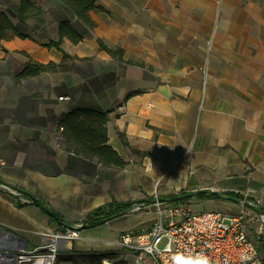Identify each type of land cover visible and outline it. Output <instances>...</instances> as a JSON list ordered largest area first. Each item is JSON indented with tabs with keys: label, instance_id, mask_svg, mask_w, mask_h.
Masks as SVG:
<instances>
[{
	"label": "crops",
	"instance_id": "crops-1",
	"mask_svg": "<svg viewBox=\"0 0 264 264\" xmlns=\"http://www.w3.org/2000/svg\"><path fill=\"white\" fill-rule=\"evenodd\" d=\"M95 3L104 11L89 12L92 28L56 0L40 22L20 27L29 37L0 39V185L33 199L22 204L0 187V227L32 249L64 231L54 211L82 226L74 252L116 251L134 264L135 252L118 239L156 221L152 200L138 202L146 196L204 188L264 212V0ZM58 18L82 35L77 43L62 39L70 55L63 61L46 47L58 39ZM28 61L56 67L20 76ZM75 107L109 111L107 145L124 166L67 147L58 121ZM112 200L133 203L90 225L86 216ZM201 200L209 210L238 205ZM143 264L155 263L145 256Z\"/></svg>",
	"mask_w": 264,
	"mask_h": 264
},
{
	"label": "built area",
	"instance_id": "built-area-1",
	"mask_svg": "<svg viewBox=\"0 0 264 264\" xmlns=\"http://www.w3.org/2000/svg\"><path fill=\"white\" fill-rule=\"evenodd\" d=\"M0 187L22 204L33 203L31 196L15 188ZM242 200L245 204L237 203L239 211L227 216L216 210L193 213L188 200L156 197V221L141 232L120 234L118 246L135 252L134 264H143L145 256L155 264H264V212L258 203ZM57 221L64 231L44 237V243L32 249L0 237V264H6L10 255H15L19 264L29 260L33 264L40 256L55 257L58 248L64 251L60 253L71 251L81 224H72L75 228L69 229L62 220ZM50 239H64L70 244L63 248L50 243ZM104 264L111 263L105 260Z\"/></svg>",
	"mask_w": 264,
	"mask_h": 264
},
{
	"label": "trees",
	"instance_id": "trees-1",
	"mask_svg": "<svg viewBox=\"0 0 264 264\" xmlns=\"http://www.w3.org/2000/svg\"><path fill=\"white\" fill-rule=\"evenodd\" d=\"M43 3L35 2L32 0H17L14 9L11 13H14L15 17H12L7 10H0V39H10L14 36L19 38L29 37L23 33L20 29L22 26H29L31 22H40L48 11L45 5H50L56 0H42ZM64 6L67 11L71 10L74 17L82 21L90 28L95 24L89 16L90 11L102 12L103 8L97 6L95 0H58ZM63 13L66 11L63 9ZM62 13V14H63ZM64 15V14H63ZM57 23V40H49L46 47H55L62 52V61L70 58V55L66 53L60 46L62 39L67 38L72 43H77L82 40V35L74 29L70 21L64 18H58ZM100 48L106 50L111 55H116L118 52L105 45L102 40L97 39ZM120 55V54H118ZM56 65L53 62L38 63V62H26L24 68L20 72V76H32L43 71H49L55 69ZM109 111H100L89 108L75 107L69 109L63 113L58 121V127L62 130V136L68 148L76 154H80L85 157H95L98 162L105 166L122 167L126 164L122 156H120L116 150L107 145L106 134V122L108 120ZM180 197V198H178ZM182 194L170 195L165 197L167 200L181 199ZM192 197H198L201 199L215 198L211 193H199L190 197H184L183 199H191ZM145 199L138 202H144ZM133 202H116L112 200L110 203L98 206L90 214L87 219L90 225H96L106 220L112 215H117L123 211H126ZM54 219H56L54 217ZM68 264H104V261H108L111 264H126L123 259H118V253L116 251H86V252H74L73 248L69 252L67 257H64Z\"/></svg>",
	"mask_w": 264,
	"mask_h": 264
},
{
	"label": "rangeland",
	"instance_id": "rangeland-1",
	"mask_svg": "<svg viewBox=\"0 0 264 264\" xmlns=\"http://www.w3.org/2000/svg\"><path fill=\"white\" fill-rule=\"evenodd\" d=\"M16 1L17 0H0V10H2V9H4V10H7L8 11V13L11 15V11L14 9V7H15V3H16ZM33 1H38V2H40V3H42L43 1L42 0H33ZM45 8H46V6H45ZM21 31L23 32V33H26V32H28L29 33V31H28V29H26V30H22L21 29ZM179 194V193H178ZM178 194H167V195H159V194H155V195H153V196H146V198H144V199H148V200H152L151 202H152V205H153V207L152 208H154V211H155V207H154V203L156 202V197L157 198H162V199H165V197H167V196H170V195H172V196H174V195H178ZM182 194V196H183V193H181ZM185 197V196H184ZM184 197H182L181 198V200L182 201H187L188 199H183ZM178 198H180V197H178ZM178 198H176V199H178ZM187 198V197H186ZM239 198H242V197H239ZM175 199V200H176ZM192 200H191V206H192V212L193 213H199V212H204V211H210L209 210V208L207 207V204H206V202L205 201H203V200H201V198H198V197H192L191 198ZM242 199H244V198H242ZM148 200H146V201H148ZM149 202V201H148ZM147 203V202H146ZM218 207L219 208H217V210L216 211H220V212H223V213H225L227 216L228 215H231V214H235V213H237L238 212V206L239 205H234V204H230L229 203V208H225V207H223L222 205H221V203H218ZM135 210H139L140 211V205L138 206V208H137V206H136V208H135ZM141 210H145V209H141ZM155 213H156V211H155ZM117 215H119V214H117ZM157 219V218H156ZM98 224H100V223H97L96 225H98ZM71 248H73V243H72V247ZM70 252V251H69ZM69 252H66V253H56V255H55V260H56V264H67L66 263V261H65V259H64V257H66L68 254L67 253H69ZM33 260H29V261H25V262H22V263H20V264H31V262H32Z\"/></svg>",
	"mask_w": 264,
	"mask_h": 264
},
{
	"label": "water",
	"instance_id": "water-1",
	"mask_svg": "<svg viewBox=\"0 0 264 264\" xmlns=\"http://www.w3.org/2000/svg\"><path fill=\"white\" fill-rule=\"evenodd\" d=\"M68 12H69L70 14H72V11H71V10H68ZM11 14H12V15H11L12 17H15V16H14V13H11ZM203 191H208V192L212 193L213 196H216V197L221 198V199L230 200V201H232V202L239 203V204H240V203H244V204H245L244 200H242V199L239 198V197L228 196V195L222 194L221 192L214 191V190H211V189H204V188H203V189H198V190H195V191H192V192L186 193V194H183V196H185V197H190V196H192V195H195V194L200 193V192H203ZM34 199H35V198H34ZM50 213H51L52 215H54V216L56 217L57 220H62V221L64 222V224H65L69 229H74V228H75L72 224H70V223L64 221L63 219H61V218L58 216V214H57L56 212H54V211H50ZM83 226H84V225H83ZM85 226H87V225H85ZM81 227H82V226H80L79 229H80ZM0 234H3V238H7V240L12 241V242H14V243H18V244L22 245L24 248H26V242H25V240L22 239L21 237H19L18 235L14 234L13 232L8 231V230L3 229V228L0 227ZM42 250H45V248H42ZM57 251H58V253H60V252H64V251H63L62 249H60V248H58Z\"/></svg>",
	"mask_w": 264,
	"mask_h": 264
},
{
	"label": "bare ground",
	"instance_id": "bare-ground-1",
	"mask_svg": "<svg viewBox=\"0 0 264 264\" xmlns=\"http://www.w3.org/2000/svg\"><path fill=\"white\" fill-rule=\"evenodd\" d=\"M50 243H52L53 245L55 246H59V247H63V248H68L70 242H68L67 240H64V239H57V240H48ZM9 247H13V248H17L18 246H11V245H8ZM20 248H23V247H20ZM36 263H33V264H56V260H55V257L50 255L48 257H45V256H40L38 257L36 260H35ZM6 264H19L17 259L15 258V255L14 256H9L7 259H6Z\"/></svg>",
	"mask_w": 264,
	"mask_h": 264
}]
</instances>
